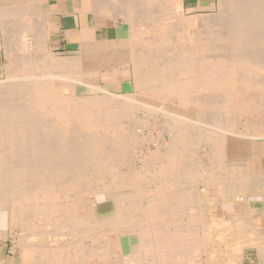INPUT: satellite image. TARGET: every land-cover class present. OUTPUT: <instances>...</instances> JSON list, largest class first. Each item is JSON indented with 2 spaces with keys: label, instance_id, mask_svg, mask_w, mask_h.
Returning a JSON list of instances; mask_svg holds the SVG:
<instances>
[{
  "label": "bare ground",
  "instance_id": "obj_1",
  "mask_svg": "<svg viewBox=\"0 0 264 264\" xmlns=\"http://www.w3.org/2000/svg\"><path fill=\"white\" fill-rule=\"evenodd\" d=\"M131 1L99 3L115 39L46 57L53 6L0 0L12 65L0 84V235L22 230L0 264H244L248 250L264 254V0H219L215 20L170 16L183 0ZM15 32L32 59L11 57ZM148 139L153 149L131 159ZM107 176L108 197L92 186ZM206 181L219 185L211 195L198 190ZM103 198L113 209L96 214L90 202Z\"/></svg>",
  "mask_w": 264,
  "mask_h": 264
},
{
  "label": "rangeland",
  "instance_id": "obj_2",
  "mask_svg": "<svg viewBox=\"0 0 264 264\" xmlns=\"http://www.w3.org/2000/svg\"><path fill=\"white\" fill-rule=\"evenodd\" d=\"M6 2H7V0H5ZM112 4L113 3H115L114 4V10L116 11L117 9H122V1L123 0H115V1H113V0H109ZM108 0L106 1V0H101L100 2L101 3H103V4H105V2L106 3H108L109 2ZM121 1V2H120ZM128 0H124V3L125 2H127ZM130 1V0H129ZM133 1V0H132ZM132 1L130 2V3H132ZM219 0H216V2H215V5H214V7H213V9H211L210 11H201V12H198V13H190L189 14V12L186 10V9H182L181 7H179L178 6V9H175V10H169V14H170V16H173L174 14V18H181V16H184L185 18L187 17V18H189V17H196V15H197V17L196 18H208V19H213V20H215L216 19V16H217V14L219 13L218 11H219V2H218ZM41 2H42V9L43 10H49V8H50V5H53L54 3H55V1H53V0H50V1H48L47 2V0H41ZM116 2H118L117 4H116ZM120 2V3H119ZM135 3H137L138 4V7H139V4L141 3L142 4V7H140L139 9L141 10L142 8H143V5L146 3V1H145V3H144V1H139V0H137V1H134ZM133 2V3H134ZM139 2V3H138ZM110 3V4H111ZM157 6V5H156ZM155 8V7H154ZM181 8V9H180ZM4 9V8H3ZM2 10V9H1ZM7 9H4V11H6ZM23 10V11H22ZM25 10H26V12L28 11V9H25V8H21V11L22 12H25ZM158 10V11H157ZM152 11L154 12V9H152ZM161 11V10H160ZM138 11H137V9H136V13H137ZM155 12H159V9L158 8H156L155 9ZM44 14V13H43ZM194 14V15H193ZM212 14V15H211ZM216 15V16H215ZM137 16V15H136ZM199 16V17H198ZM112 17V16H111ZM139 17V16H138ZM137 17V18H138ZM169 16H167V18H168ZM214 17V18H213ZM218 17V16H217ZM186 18V19H187ZM123 20H124V17L123 16H121V15H119L118 16V19H117V21H118V23L119 24H122V22H123ZM182 20H184L183 18H182ZM59 21H58V19L57 18H55L54 17V15L51 17V18H47L46 19V24L48 23H54V25L56 26L57 24L56 23H58ZM41 23H42V25H43V21H41ZM111 24L112 23H109L108 25H110L111 26ZM12 26V25H11ZM218 27V26H217ZM135 28V27H134ZM224 28V27H223ZM225 29V28H224ZM224 31V30H223ZM225 31H226V29H225ZM226 32H224V34H225ZM9 33H7L6 35H8ZM73 36H77L78 35V31H73ZM138 34V33H137ZM136 34V35H137ZM221 34H223V32L221 33ZM19 34H18V32H15L14 33V37L12 36V38H8L7 37V39H6V42L8 41V39L10 40L7 44H9L11 41V44H15V48L14 49H12V51H13V53H14V55H12L11 57L12 58H16V59H21V57H22V59L23 60H26V59H32L33 57H32V55L30 54V55H27V56H25V53L23 52L24 51V44H25V41L23 40V39H21V37H20V35L18 36ZM109 38H103V39H94L93 38V34H92V36H91V38H89L88 40H90V41H106V40H113V39H115L114 37H111L112 36V33H109ZM21 40H22V42H21ZM86 39H83L82 41H85ZM81 41V40H80ZM175 43L174 42H170L169 41V46L170 47H168V48H166V51H165V53H166V55L164 56L165 57V60L167 59V58H171L172 56H173V53L171 54V51H173V48L172 47H175V46H173ZM223 45H224V43H222ZM19 46V47H17V46ZM48 45H49V47L51 48V50H49V48H47V53L48 54H46V57L47 56H60V57H67V56H75L77 53H79V45H80V42H79V44L78 45H76V46H73V47H70L69 45H67V41L64 39V34H63V32L61 31H57V32H55V33H52L51 34V39L49 40V42H48ZM220 45H221V42H220ZM4 46H6L5 44H4V42H3V39H2V37H1V35H0V84L1 83H4V81H6V79H7V70H8V68L10 67V66H12L11 65V63L8 61V59L7 58H5L6 57V55H5V50H4ZM21 46V47H20ZM225 46V45H224ZM226 47H230V46H226ZM257 47V48H256ZM256 47H254V50H249L248 52L249 53H253L254 52V54L256 53V52H259L260 50H261V52H259V53H261V54H264V45H257ZM6 48V47H5ZM221 48H224L225 49V47H223V46H221ZM221 48H219L218 49V53L219 54H221L220 53V49ZM255 48L257 49V50H259V51H257V50H255ZM11 49V48H10ZM78 50V51H77ZM135 50V49H134ZM139 49H137L136 50V52L138 51ZM221 50H223V49H221ZM226 50H228V51H226ZM131 51H133V50H131ZM227 52V53H229L230 52V49L229 48H226L225 50H224V52ZM256 51V52H255ZM223 52V51H222ZM226 52H225V54H226ZM44 53H45V51H44ZM21 54V55H20ZM215 55H218L217 53H214ZM224 54V53H223ZM222 55V54H221ZM25 56V57H24ZM28 56H31V57H28ZM34 56V55H33ZM28 57V58H27ZM26 58V59H25ZM21 59V60H22ZM8 61V62H7ZM10 64V65H9ZM7 66H9L8 68H7ZM6 67V68H5ZM123 68H124V66L123 65H120V66H117V70L116 71H118V72H121L122 70H123ZM101 72H103V71H101ZM118 80H120V79H118ZM116 81H117V79H116ZM76 90H77V92L79 93L78 95H82L83 94V96H86V95H101V94H103V92H102V90H100V89H96V88H91V87H82V86H78L77 88H76ZM81 93V94H80ZM115 93V92H114ZM115 94H117V93H115ZM118 94L119 95H122L123 93L121 92V93H119L118 92ZM154 132H158L157 130H154ZM156 134V133H155ZM155 139H156V137H155ZM159 139V137L156 139V141L159 143V144H162V143H166V140H164L163 142L162 141H159L158 140ZM149 140V139H148ZM148 140H145V141H143L142 142V145H143V148L145 149H143V148H141L142 147V145L140 144H138L134 149H133V151L129 154V156L130 157H132L131 159H135L136 158V156L140 153V152H143L144 154H146L145 152L147 151V150H152L153 149V147H154V145L156 144V143H154V141L152 140V139H150L149 141ZM150 142V143H149ZM153 142V143H152ZM162 142V143H161ZM146 143L148 144V145H146ZM153 145V146H152ZM146 146H148V148L146 147ZM264 146V145H263ZM141 151H140V150ZM143 153H140V154H143ZM263 167H264V158H263ZM134 165H136L135 164V162H134ZM139 166V164H137V167ZM102 183H98V182H95L92 186H96V187H98V186H102V187H100V188H97V191L99 192V193H101V194H103V195H105V196H109V193H112V192H114V191H112L111 189H109V183L111 182V177L110 176H107V178H104L102 181H101ZM207 182V184L208 185H204L203 183H199V186H198V190L200 191V192H203V191H205L208 195L210 194L211 195V193L214 191V189H217L218 187H219V185H217V184H210V181H206ZM195 184H194V182H189V181H181V183H180V185L179 186H177V188L178 189H180V190H189V188H191V187H193ZM122 191V192H121ZM124 191V192H123ZM115 192H117V194H118V204L120 205V207H121V209H123L124 207H125V201H128V200H126V198H127V195H126V191L125 190H117V191H115ZM134 199L133 200H135V199H138L141 203H144L145 202V199H143V198H141V197H133ZM144 198H146V197H144ZM91 199V198H90ZM92 200V199H91ZM90 200V201H91ZM90 205L92 206V208L94 209V212L96 213V214H103V213H106V212H109V211H111L112 209H113V206H112V202L110 201V200H107V199H99V200H97L96 202H90ZM82 208H83V206H82ZM186 210H184V212H185ZM183 217L185 216V215H182ZM131 229V228H130ZM130 229H128V228H125L124 227V229L121 231V234H122V236L123 237H125L126 236V234H128V230H130ZM3 230L4 231H8V227L7 228H5V227H3ZM10 231V235H8V234H1L0 235V253H1V250L5 247V251H6V253L7 254H5V256L6 255H10V256H12V254H13V244L15 243V241H17V240H15V239H18V233L20 232V231H22V230H20L19 228H14V229H11V230H9ZM15 231V232H14ZM124 231V232H123ZM8 233V232H7ZM2 236V237H1ZM128 236V235H127ZM12 239V240H11ZM14 239V240H13ZM13 241V242H12ZM3 243V244H2ZM7 247V248H6ZM259 257H260V261H258V255L252 250H248L247 252H246V258H245V261H244V264H264V254H259ZM2 258H3V256H2ZM83 260V259H82ZM134 264V263H133Z\"/></svg>",
  "mask_w": 264,
  "mask_h": 264
},
{
  "label": "crops",
  "instance_id": "obj_3",
  "mask_svg": "<svg viewBox=\"0 0 264 264\" xmlns=\"http://www.w3.org/2000/svg\"><path fill=\"white\" fill-rule=\"evenodd\" d=\"M53 1L55 3L51 9L54 11L48 18L54 15L59 22L56 23V26L54 23H47L49 29L48 42L51 39V34L57 31L63 32L64 39L70 47L78 45L80 40L83 39L89 41L88 39L91 38L92 34L94 39L108 38L110 37L109 33H112L111 37H116L115 21L111 16L106 15V12L102 11V6L98 8L102 5H99L100 0H92L93 2L91 0H65L66 2L63 3ZM215 2L216 0H183V6L189 13H198L210 11L213 9ZM64 4H66V7ZM93 5L95 6L93 7ZM109 23H112L111 26L108 25ZM75 30L78 31L77 36L72 34ZM47 47L51 50L48 43ZM6 256L10 257V255Z\"/></svg>",
  "mask_w": 264,
  "mask_h": 264
}]
</instances>
